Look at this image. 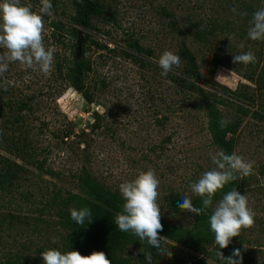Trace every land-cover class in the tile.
I'll use <instances>...</instances> for the list:
<instances>
[{
  "label": "rangeland",
  "instance_id": "1",
  "mask_svg": "<svg viewBox=\"0 0 264 264\" xmlns=\"http://www.w3.org/2000/svg\"><path fill=\"white\" fill-rule=\"evenodd\" d=\"M74 1L50 0L52 15L43 17L45 46L55 50L51 71L10 62L0 77L11 82L7 91L0 88V264H43L41 252H65L63 213L93 200L85 179L125 202L120 183L152 169L160 180L162 222L193 227L194 214L178 201L198 197L190 185L215 167L211 155L220 150L202 91L187 79V51L205 93L226 99L219 109L236 126L233 152L255 161L238 190L247 195L255 223L231 241L250 253L251 264H264V41L247 35L264 0H94L107 18L93 17L89 28L75 24ZM22 3L34 11L41 6L40 0ZM58 21L67 25L63 34L53 28ZM72 28L83 35L92 67L85 82L91 103L71 84L78 49ZM165 50L181 64L162 75L158 60ZM248 51L254 63L232 62ZM218 75L227 77L217 81ZM220 199L213 198L211 212ZM167 249L172 255L162 264H221L216 246L203 251L169 240ZM120 255L142 264L136 246Z\"/></svg>",
  "mask_w": 264,
  "mask_h": 264
},
{
  "label": "clouds",
  "instance_id": "2",
  "mask_svg": "<svg viewBox=\"0 0 264 264\" xmlns=\"http://www.w3.org/2000/svg\"><path fill=\"white\" fill-rule=\"evenodd\" d=\"M40 7L34 11L30 5L22 0H0V77L7 72L10 62H18L21 66L39 70L48 74L53 65L54 52L52 47L44 43L45 15H52L53 6L50 0H40ZM231 11L236 13V8ZM246 16V12L240 13ZM248 37L253 40L264 41V6L256 10L249 21ZM231 41V37L227 38ZM243 47V45H241ZM256 61L252 51L233 55L234 64L248 65ZM158 64L163 70L162 75H167L173 68L181 64V57L172 51L165 50L160 55ZM231 72V75H233ZM227 77L218 75L217 81ZM10 81L0 80V88L7 91ZM229 123L226 119L219 121L223 128ZM213 167L204 172L198 181L191 183V191L202 198V206L195 207L189 196H182L178 208L195 215H204L206 210L213 206L216 193L224 189L230 181L242 179L253 172L255 161L246 160L235 151L227 154L220 150L211 155ZM160 180L154 170L139 171L138 175L130 180L120 183L119 192L125 201L122 211L115 217V224L122 232L131 231L141 242H146L155 248L158 254H167L169 238L161 233L164 231L161 210L158 204L160 195L158 189ZM73 221L84 225L86 218L91 216L87 207L69 209ZM255 212L249 207L246 194L233 188L223 195L213 208L208 217L211 231L215 234V244L219 249L227 248L232 238L240 236L242 229L251 228L255 223ZM55 243V239H53ZM245 248H247L245 246ZM148 264H152L151 253H143ZM43 264H111V260L103 251H93L90 255H82L79 251L61 252L49 248L40 253ZM222 264H242L243 257L239 248L234 249L230 256L225 257L222 251L216 253ZM207 264H211L208 259Z\"/></svg>",
  "mask_w": 264,
  "mask_h": 264
},
{
  "label": "trees",
  "instance_id": "3",
  "mask_svg": "<svg viewBox=\"0 0 264 264\" xmlns=\"http://www.w3.org/2000/svg\"><path fill=\"white\" fill-rule=\"evenodd\" d=\"M74 7L75 24L83 28H89L92 18L95 16L107 18L104 5L94 0H75ZM110 14L113 16L111 19H114V13L111 12ZM53 28L63 34L67 25L63 21H58L53 23ZM71 30L72 34L78 36L79 39V31L75 28ZM85 53L86 49L84 46H82L81 56H79L76 50L74 66L71 72V84L75 90L83 95L88 103H91V96L85 89V82L92 67L85 59ZM260 54L262 61H264V52ZM187 59L191 69V75H189L187 79L191 86L197 87L202 91L204 106L209 116V128L213 143L219 150L231 154L235 145L234 134L236 132V126L232 123H228L225 127L221 128L219 124V121L224 119L220 112L219 105L223 104L226 99L216 92L212 93L206 91L205 93L204 89L198 83L200 82L198 67L196 59L190 51H187ZM214 64L216 65L218 63L215 62ZM256 114L260 115L261 113ZM260 173L264 176V165ZM242 184V179L230 181L225 185L224 189L216 193L214 198L223 197V195L233 188L239 190ZM84 185L88 194L93 199L88 202L89 206L87 207L91 210V216L86 218L84 225H79L72 220L69 211L63 213V226L69 231L65 241V252L71 250L79 251L82 255L87 256L93 251H103L111 260V264H133L131 259L120 255V252L128 245H133L140 250L139 259L142 264H148L143 253H151L152 264H162L166 261V254H158L155 248L149 246L146 242H141L131 231L122 232L119 230L118 226L115 224V217L118 212L122 211L123 201L119 200L115 194L105 191L97 182L91 179H85ZM193 205L195 207H201L202 198L199 196L196 197L193 201ZM211 214L210 208L206 210V214L204 215L194 214L195 223L190 230L180 229L162 222L164 231L161 235L187 248H199L204 251L209 247L216 246L219 249V246L215 244V234L211 231L208 221V217ZM237 248L241 250V255L243 257L242 264H251L253 260L248 259L250 253L244 251L239 243L231 241L227 248L219 249V251H222L224 256L228 257L233 250ZM218 261L222 264L219 259Z\"/></svg>",
  "mask_w": 264,
  "mask_h": 264
},
{
  "label": "water",
  "instance_id": "4",
  "mask_svg": "<svg viewBox=\"0 0 264 264\" xmlns=\"http://www.w3.org/2000/svg\"><path fill=\"white\" fill-rule=\"evenodd\" d=\"M83 41H84L83 35L80 33L78 39V49H77L79 54L82 52Z\"/></svg>",
  "mask_w": 264,
  "mask_h": 264
}]
</instances>
